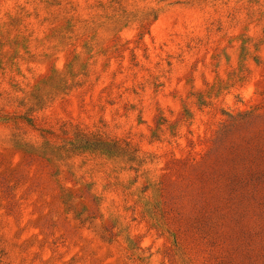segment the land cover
I'll use <instances>...</instances> for the list:
<instances>
[{"label":"rangeland","instance_id":"obj_1","mask_svg":"<svg viewBox=\"0 0 264 264\" xmlns=\"http://www.w3.org/2000/svg\"><path fill=\"white\" fill-rule=\"evenodd\" d=\"M0 264H264V0H0Z\"/></svg>","mask_w":264,"mask_h":264},{"label":"trees","instance_id":"obj_2","mask_svg":"<svg viewBox=\"0 0 264 264\" xmlns=\"http://www.w3.org/2000/svg\"><path fill=\"white\" fill-rule=\"evenodd\" d=\"M64 145L66 147L62 146L61 148L66 154L68 152L73 154L76 152L97 153L116 164L126 165L128 170L134 172H138L146 164L148 158L141 155L137 147L128 141L109 138L100 132H89L78 127L73 129L72 136L64 142ZM143 191L145 190H141V192ZM147 204L148 201H145L144 206L147 207ZM126 240L129 245H132V240L129 237H126Z\"/></svg>","mask_w":264,"mask_h":264}]
</instances>
